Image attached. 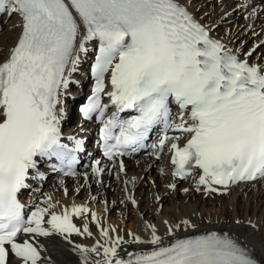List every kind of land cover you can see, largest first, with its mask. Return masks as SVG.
Masks as SVG:
<instances>
[{
	"label": "snow or ice",
	"instance_id": "6c2138e0",
	"mask_svg": "<svg viewBox=\"0 0 264 264\" xmlns=\"http://www.w3.org/2000/svg\"><path fill=\"white\" fill-rule=\"evenodd\" d=\"M4 12L19 14L23 23L16 44L0 62V264H10V254L20 264H44L35 243L39 236L67 240L72 233L92 235L87 223L81 229L72 222L73 215L90 211L86 206L57 213L47 203L34 205L29 214L19 199L30 170L38 172L41 161L55 158L74 174L82 142L74 148L62 143L60 121L70 74L80 53L88 52V41L98 40L99 51L92 68L93 95L82 111L103 120L105 156L139 151L154 126L163 123L190 134L183 147L176 142L179 135L167 133L154 146L162 149L172 141L174 176L184 178L197 167L198 183L209 192L264 179V66L241 60L180 0H0V14ZM108 73L111 90L105 93ZM102 94L115 107L107 119L109 104L101 102ZM173 101L180 109L178 123L170 116ZM128 110L137 115L121 118ZM92 219H97L95 213ZM149 227L152 239L147 243L155 247L128 253V259L119 256V245L127 241L113 239L110 231L115 229L102 228L103 243L77 244L73 251L79 252L81 264H258L229 233L209 231L165 245L155 227ZM21 235L30 238L20 242ZM134 241L144 243L138 236Z\"/></svg>",
	"mask_w": 264,
	"mask_h": 264
},
{
	"label": "bare ground",
	"instance_id": "6f19581e",
	"mask_svg": "<svg viewBox=\"0 0 264 264\" xmlns=\"http://www.w3.org/2000/svg\"><path fill=\"white\" fill-rule=\"evenodd\" d=\"M210 1L180 0V3L202 24L210 28L211 33L221 39L228 48L239 53L242 58L249 62L264 66V60L257 56L254 48L248 46L246 48L243 41L239 40L240 37L233 34V30L229 34H223L224 29H221V23L230 21L234 22L233 26L234 24L243 25L241 18L246 13L245 11L249 7L248 4H253L254 10L257 8L256 15L259 23L264 26V2L262 0H244L245 3L243 1V3H238L237 0H227L221 5L220 9L219 7L216 9L214 1ZM242 4L246 6L241 7ZM213 5L217 11L219 10L217 14H214L217 11L213 10ZM22 23V18L17 13H13L10 16H8V12L0 14V62H4L7 59L10 49L16 44L22 32ZM255 28L257 27L255 26ZM241 30L239 31L240 34ZM81 34L83 35V29ZM254 34H258L256 30ZM245 35L249 38L253 37L250 33ZM92 45L93 41L87 42L88 52L80 53V63L76 71L70 74L71 82L64 98V118L60 121L63 139L68 141L81 139L89 144L93 139V127L90 122L81 119L79 115V118L76 116L77 111L74 107L82 91L78 86H75L74 81L81 83L82 88H85V79L88 73L86 65L89 59L92 58L90 55ZM249 52H251V55H247ZM70 94L73 95V99L69 97ZM71 120L72 124H70ZM171 142L168 141L163 147L164 151L160 159H157L154 153L151 155L141 154L125 159L124 171H120L116 164L114 168H111L110 162L103 161L97 157L94 151L95 148L92 147H89L92 148V151L88 152L85 150L82 155L83 161L81 165L83 166L81 167H84L85 162H87L88 166L83 168L80 175L73 180L69 177H59L55 180L54 174H52L50 169L40 166L49 174V177L42 185H35L34 189L43 191L49 196L43 199L42 195H38L41 192L32 190L27 204V213L30 214L34 210V205L43 207L45 204L51 203L55 206L52 210L57 213L65 209H71L73 205H83L90 210L88 213L95 212L97 217L96 220H93L92 215L88 214L72 216L73 223L77 227L83 229L84 224H88L89 231L92 233L91 236L73 233L70 234L67 240L63 236L55 234L48 237H37L35 243L40 246L44 264H81L79 252L73 251L74 246L79 244L92 247L97 240L103 243L105 238L101 236L102 228L115 229V231H110L112 238L115 239L119 236L123 237L124 241H127V243H121L117 249L120 257L128 256V253L152 249L155 246L147 243V241L152 239V228L149 227L150 225L155 227L156 235L161 237L162 244L171 243L184 236L204 234L209 231L226 232L239 239L264 260V203L262 204L264 199V179L248 183L237 182L232 187L227 188L226 191H217L218 195L216 198L209 201L205 195L210 192L205 191V186L198 183L201 171L195 172L183 180H178L171 175ZM176 142L179 144L184 143L185 139L180 138ZM89 159L93 160L92 164H90ZM97 161H99L98 165ZM94 166L103 169V171L94 172ZM114 173H117L116 176H114ZM83 176H86L87 179L84 180ZM98 180H101L102 183L98 182ZM48 182L53 184L50 186V191H48L50 189ZM58 184L64 188L66 195L63 191L54 194L53 188H56ZM172 184H175L174 188L169 187ZM92 185H95V188H91ZM113 185H118L119 188L122 187L123 189L126 186L130 188L129 194L125 191L126 188L124 191L129 195L135 210L134 218L125 215L113 219L110 215L101 221L102 218L98 217L99 214L106 213L104 208L101 207L102 203L99 206L96 205L98 190L101 192L106 191L109 194L111 191L109 187ZM81 188L87 189L91 192V195L86 193V195H83ZM171 195L178 197L173 203L166 204L165 202ZM35 196L39 197L36 199ZM251 201H253L252 206ZM154 202L156 203L155 205ZM45 219H48V217ZM183 221H189L195 227L185 226L182 223ZM176 225H180V227L177 228ZM170 228L172 229L171 234H169ZM136 236L140 237V240L144 241V243L135 242L134 237ZM9 260L10 264H20L19 259L9 257Z\"/></svg>",
	"mask_w": 264,
	"mask_h": 264
},
{
	"label": "rangeland",
	"instance_id": "374dc122",
	"mask_svg": "<svg viewBox=\"0 0 264 264\" xmlns=\"http://www.w3.org/2000/svg\"><path fill=\"white\" fill-rule=\"evenodd\" d=\"M210 1V0H209ZM214 1L215 3V8L220 9L221 5L227 1V0H212ZM234 1V0H233ZM238 3H245L244 0H237ZM243 1V2H242ZM211 2V1H210ZM217 2V3H216ZM217 4V6H216ZM248 8L246 9V13H244V16L241 18V20L243 21V25H238V24H234L233 26V23L234 22H226V23H221V29L223 30V34H229L230 31L233 30V34H235L236 36H239V40L243 41L244 45H246V48L248 47H252L255 49V51L257 52V56L262 60H264V26L260 25L259 23V19L257 17V8L256 10H254V6L253 4H248ZM214 8V5H213V10L217 11L216 9ZM249 9V10H248ZM254 11V12H253ZM219 12V10L214 13V14H217ZM247 14V15H246ZM253 18V19H252ZM245 22V23H244ZM230 26V27H229ZM255 26L257 28H255ZM242 29V30H241ZM242 31L241 34L239 31ZM256 30L258 34H254V31ZM225 32V33H224ZM254 34H252V33ZM246 33H250L251 36H253L252 38H249L247 37V35H245ZM248 39V40H247ZM245 40V41H244ZM257 40V41H256ZM247 41V42H246ZM248 46V47H247ZM255 52V53H256ZM76 116L77 118L78 117V114L76 113ZM117 173H114V176H116ZM84 177V180H86V176H83ZM58 179V178H57ZM75 179V178H74ZM73 180V179H72ZM98 182L102 183L101 180H98ZM48 185H49V190H51V187L53 184L52 182H48ZM117 186V187H116ZM113 185V186H110L109 188H111V191L109 192V194L106 192V191H103L101 192L100 190H98V196H97V203L96 205L99 206L101 203V207L104 208L105 210V214L104 213H101L99 214V218H102L101 221H103L104 219H106L108 216H112L113 219H117V218H120L122 216H131L134 218L135 216V210L133 208V205L130 201V197L129 195H127V193L125 191L128 192L129 194V191H130V188L129 187H125V191L124 189L121 187L119 188L118 185ZM94 187L95 188V185H92L91 188ZM117 188V189H116ZM128 188V190H127ZM116 189V190H115ZM123 189V190H121ZM118 190V191H117ZM37 191V190H35ZM47 191V192H48ZM53 191H54V194H57L61 191H65L64 188H62V186L60 184H58V186L56 188H53ZM81 191H83V195H91V192H89L87 189L85 188H81ZM86 191V192H85ZM88 191V192H87ZM37 192H41L39 193L38 195H42L41 197L43 199H46L49 195L43 191H40L38 190ZM86 193V194H85ZM116 193V194H115ZM66 195V193H65ZM218 195V193L216 192H210L209 194H206L205 197L209 200V201H212L214 198H216V196ZM38 196V197H39ZM37 196H35V198L37 199L38 198ZM45 197V198H44ZM115 197V198H114ZM172 197V198H171ZM171 197H169V199L165 202L166 204H169V203H173V201L178 197V196H173L171 195ZM155 198V197H154ZM152 198V199H154ZM81 199H83V197H81ZM129 199V200H128ZM125 201V202H124ZM157 201V200H155ZM104 202V203H103ZM115 202V203H114ZM251 206L253 204V201H251ZM264 203V199H263V202L262 204ZM156 203L154 202V205ZM161 206H164L163 204H160ZM160 206V207H161ZM97 208V207H96ZM109 208V209H108ZM98 210V209H96ZM95 213V212H94ZM96 214V213H95ZM103 214V215H102ZM89 215H92V213L90 212ZM106 216V217H105ZM120 223V222H119Z\"/></svg>",
	"mask_w": 264,
	"mask_h": 264
}]
</instances>
